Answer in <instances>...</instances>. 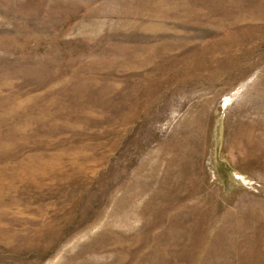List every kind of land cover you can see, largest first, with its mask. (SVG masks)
<instances>
[{
  "label": "rangeland",
  "instance_id": "374dc122",
  "mask_svg": "<svg viewBox=\"0 0 264 264\" xmlns=\"http://www.w3.org/2000/svg\"><path fill=\"white\" fill-rule=\"evenodd\" d=\"M0 264H264V0H0Z\"/></svg>",
  "mask_w": 264,
  "mask_h": 264
}]
</instances>
